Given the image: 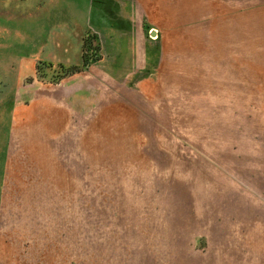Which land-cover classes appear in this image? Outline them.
Instances as JSON below:
<instances>
[{
	"label": "rangeland",
	"instance_id": "1",
	"mask_svg": "<svg viewBox=\"0 0 264 264\" xmlns=\"http://www.w3.org/2000/svg\"><path fill=\"white\" fill-rule=\"evenodd\" d=\"M0 264H264V0H0Z\"/></svg>",
	"mask_w": 264,
	"mask_h": 264
},
{
	"label": "trees",
	"instance_id": "2",
	"mask_svg": "<svg viewBox=\"0 0 264 264\" xmlns=\"http://www.w3.org/2000/svg\"><path fill=\"white\" fill-rule=\"evenodd\" d=\"M89 62H90V61H89V59L87 58V55L84 54V68L87 67V66L89 65ZM60 68H61V69H63V68L66 69V68H65V65H63V64L60 65ZM66 70H67V69H66ZM78 71H79V70H78ZM78 71H77V70H72V69L69 70V71H65L64 74H63L62 76H60V78H65L66 76H70V75H72V74H74V73H76V72H78Z\"/></svg>",
	"mask_w": 264,
	"mask_h": 264
}]
</instances>
